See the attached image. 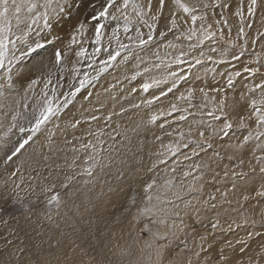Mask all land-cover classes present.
Wrapping results in <instances>:
<instances>
[{
  "label": "rangeland",
  "instance_id": "obj_1",
  "mask_svg": "<svg viewBox=\"0 0 264 264\" xmlns=\"http://www.w3.org/2000/svg\"><path fill=\"white\" fill-rule=\"evenodd\" d=\"M35 2L43 4L44 0H35ZM122 2L123 0H117L118 4ZM135 2L143 4L146 0H135ZM183 2L189 6H195L197 16L206 14L207 19L203 22V27L207 28L208 24H212L211 30L216 32L215 38L199 43L201 21L198 19L193 24L190 15L177 10L172 0H165V6L169 4L174 9L177 27L168 31L173 13L165 10L164 7L160 20L156 22L153 38L146 44L140 45L138 32L142 33L143 38L147 40L148 24L153 23L151 16L155 14L159 6L158 0H152L153 12L144 17L148 24L138 18L131 5L128 7L126 14L130 23L127 32L124 30V17L120 13H116L118 20L101 19L100 23L105 27L101 29L100 44H96L97 22L91 20V17L101 10L106 0H53V7L57 3L66 4L65 12L57 13L53 17V27L45 28L43 21L40 20L35 24L38 28L35 25L32 26L26 42H17L13 51L18 57L29 47L33 51L27 52L23 59L17 60L16 67L12 66L11 87L8 86L7 80L8 67L0 68V209L3 210L0 211V264H44L46 261H50L51 264H146L147 256L152 250L146 248L144 242L150 240L152 236L150 232L143 231L144 225L147 224L153 231H163V225L153 224L152 220H158L163 216V212L159 209L169 207L166 203L157 205V209L153 212L138 215V209L144 206V186L153 178L159 183H162L164 179H172L176 184L183 183L185 188L192 183H195L197 187L203 185L202 190L189 193L184 197V200H191V205L188 207L189 214L183 217L187 227L183 232L178 233L177 237L170 238L171 244L164 253V264H169V261L173 264H177V261L179 264H187L189 259L192 260V264H204L205 259L208 260V264H217L221 249H223V255L229 258L226 264H238V262L249 264L250 261L251 264H264V197L255 195L256 191L264 190L262 189L264 174L259 172V166L256 172H252L248 163L251 160L253 165L256 164L253 154L261 155L264 150V139L258 140L253 137L247 142L243 141L249 129L254 130L256 126L251 107V101L259 100L261 97V89L256 85L264 84V36L259 35L260 32H264V23L261 22L264 19L261 15L264 13V8L258 10L253 27L245 28L246 35L238 37L240 24L238 18L233 15L238 0H183ZM225 2L230 3L232 7L221 9L214 6ZM205 4L209 7L205 8ZM39 10L43 11L42 8ZM114 11V8L109 9V12ZM221 12H224L231 26V35L228 34V29L224 28L223 39L220 38L219 32L221 25L215 24V20L221 19ZM81 23L85 25L83 34L78 31ZM191 28L196 29V35L188 40L183 34H187ZM114 30H116L115 33ZM160 32H166L167 35L160 36ZM73 36L76 37L75 44L71 43ZM37 43L43 47H37ZM121 45L125 47L120 50V55L114 61H110L108 53L114 54ZM191 45L196 46L191 47ZM241 45L244 47L242 48ZM97 48L100 49L99 52L96 51ZM81 49L85 50L84 54L77 55ZM57 50L64 53L60 65H55L54 53ZM44 53L49 57L48 59H42L45 56ZM145 55L152 60L145 58ZM234 56H238L239 59H233ZM177 58L182 62L177 61ZM144 59L148 61L145 62ZM196 59L202 62L196 64ZM102 61H108L107 66ZM33 65H40L42 73L34 72ZM104 67L106 71L100 72V69ZM245 67L259 69V71L254 74L248 73L244 71ZM49 71L52 73V83L45 89L44 78L48 76ZM114 73L119 76H114ZM173 73L175 75H172ZM179 76H184L185 79L178 80L176 88H173L172 92H167L173 80H177ZM165 78L167 83L154 85L147 92L141 88L145 82L150 83L154 79L164 80ZM31 79H38L40 82L29 90L28 85ZM83 79H88L90 83H87L74 98L66 96L67 93L75 91V87ZM229 79L232 80L231 86L228 83ZM102 85L106 87L102 89ZM53 88L56 89L55 93L52 91ZM189 89L193 92L191 99H187ZM201 89L204 91L201 92ZM214 89L223 91L217 92ZM42 90L47 91L48 98L52 100L54 107L62 106L66 99H71L72 103L67 108L61 107L58 116L53 117L43 126L25 149L21 150V153L5 163L7 156L11 155L19 142L30 135L27 131L21 133L19 128L30 127L28 121L31 112L44 98ZM162 91L167 94L160 96ZM88 93L92 95L88 97L89 99H85ZM182 94L186 97L185 99L180 98ZM6 95L8 97L4 99ZM108 96L112 97V101L107 100ZM156 96H160V99H154ZM225 97V106L221 114L218 111L220 100ZM125 100L128 103L123 105ZM148 100H153V103H146ZM91 105L92 107H88ZM109 105H112V113L108 109ZM172 105L176 106L175 111H172ZM87 107L91 110H103V114H107L100 116L102 112L98 114L95 110L89 113L90 110ZM162 112L165 115H161ZM169 112L171 115H167ZM209 113L219 115L220 119H214ZM93 114L101 119L96 121L97 123L85 122L86 118ZM109 114H112L113 123H116L113 126L110 121L105 120ZM67 115L73 116L72 122L81 120L78 128L75 130L70 128L72 117L69 118ZM154 115L158 119L152 123L151 119ZM182 115L186 117L185 120L179 119ZM241 117L244 118L248 128L239 127ZM63 118L66 120H61ZM225 120L233 125L229 136L214 139L213 148L207 149L206 152L200 151L195 144L191 143L186 148L181 147L175 156L168 151L169 145L188 143L186 139L180 140L178 135L180 131L187 134L190 126L195 129L199 124L207 135L211 131L207 127L209 124L212 128L219 130ZM62 125L66 128H62ZM100 126L102 128H99ZM91 127L95 128V130L91 129L92 131L102 129L105 132L102 139L106 149L113 143L108 133L113 135H116V132L120 133L116 135L115 147L111 153L113 156L111 165L103 172L97 169L94 178L79 175L87 166L85 160L89 153L82 150L77 153L72 151V146L75 144L74 147L79 149L81 143L92 139L87 135V130ZM55 131L61 132L55 133ZM69 131L72 133L70 134ZM74 136L75 140L74 138L72 140ZM195 138L198 139V136ZM64 139L72 140V142L66 144ZM77 143L80 144L77 145ZM240 143L244 146L239 151L234 147H228ZM221 145L223 147H218ZM63 147L67 148L66 151L70 150L68 155H62L63 153L60 152ZM193 150L199 152V155H192ZM217 150L220 156L213 154ZM44 153H47V156L43 155ZM232 154H235L237 158L229 160L228 156ZM186 156L190 159H185ZM23 157L26 159L23 160ZM57 158L58 160H55ZM74 158L75 166L69 168L68 165ZM241 158L245 161L243 165L239 164ZM161 160L164 163H160ZM153 164L156 165L155 168L152 167ZM197 164L201 165L199 169L195 167ZM173 168L175 171H172ZM17 169L19 172L13 176L12 173ZM226 171L227 176H225ZM184 172H191V175L185 177ZM233 172L247 174L244 179H241L239 175L235 177L237 184L235 190H231ZM37 173L40 176L37 177ZM118 173H123V177L118 178ZM66 175H72L74 179L68 189H61L60 184L64 182ZM53 180L57 184L55 191L60 193L61 206L59 210L53 207L51 219H48V209L44 203L45 196L40 195V188ZM96 183L101 184L100 190L95 187ZM16 184H19L20 188L13 192ZM109 188L120 191L109 192ZM93 189V197L90 198L94 199L81 194L92 192ZM69 191L72 195L67 194ZM133 191L137 194L136 204L126 213L124 208L129 206L128 197L133 194ZM224 191H228L227 197L221 196ZM101 193L104 195L101 196ZM17 195L25 197L24 203L29 204L31 211L25 212L20 205L12 203ZM211 195H215L216 200H209ZM243 195H249L250 199L243 201ZM76 198H79V202ZM205 200H209L207 205L203 203ZM31 201L35 203H30ZM153 203L155 204V201ZM212 204H215L214 208ZM180 207L183 209L184 204L180 203ZM181 215L183 216V212ZM117 217H119L118 222ZM5 220L7 224H4ZM217 221H219L218 226L213 230L212 224ZM64 222H69L77 231L68 234L60 230ZM79 226L82 230L78 228ZM52 228L56 230L51 233ZM249 233H253L251 238L248 236ZM202 235L208 236L206 242L200 240ZM72 236L76 239H72ZM7 240H11L12 244H7ZM136 240L139 242H134ZM182 241L187 242L190 250H186L177 257L176 253L184 247ZM237 241L246 243L241 244ZM202 243L205 251L201 252L198 258L195 253L200 251ZM209 243L212 244L210 249ZM242 247L245 249L244 252L240 251ZM18 248H24L25 251L19 253L16 251ZM124 250H127L129 254L123 255ZM152 258L155 260L154 252Z\"/></svg>",
  "mask_w": 264,
  "mask_h": 264
},
{
  "label": "snow or ice",
  "instance_id": "obj_2",
  "mask_svg": "<svg viewBox=\"0 0 264 264\" xmlns=\"http://www.w3.org/2000/svg\"><path fill=\"white\" fill-rule=\"evenodd\" d=\"M172 4L175 5L177 10H182L184 13L191 16V21L193 24L199 19L201 21V28H200V37L198 38L199 43H203L204 40H211L215 38L216 32L212 31V24H208L207 28L203 27V22L207 19L206 14H202L200 16H197L196 13V7L195 6H189L188 4L184 3L183 0H172ZM131 5L133 11L136 13L139 19H141L144 23L148 24V21L144 20V17L148 15L149 13L153 12V3L152 0H146V3L138 4L135 2V0H123L122 3H117V0H106V3L103 5L101 10L97 11L95 15L91 17V20L96 21L95 25V33H96V39L95 43L100 44L101 41V29L105 27L104 24L100 23L101 19L108 20L109 18L111 20H118L119 17L116 15V13H120L124 17L125 21V32L128 31V24L130 23L129 17L126 14V10ZM215 7H219L221 9H229L232 7L230 3H217L214 5ZM165 7V0H159V6L155 10V14L151 16V20L153 23L148 24L149 27V33L148 38L145 40L143 38V34L138 32V42L140 45L146 44L149 40L153 38V33L156 31V22L160 20L161 14L163 13V9ZM205 8L209 7V5L205 4ZM43 9V11H40L39 9ZM110 8H114V12H109ZM264 8V0H238V4L235 7V11L233 12V15L238 18L240 27L238 29L237 35L238 37H244L246 35L245 28L251 29L253 27V23L255 22V18L258 15V10ZM66 10V4L65 3H57L55 7H53V0H44L43 4H38L34 2V0H0V68L5 67L6 62L8 67L9 75L7 76L8 80V86H12V77L10 75L12 69L11 65L15 63L17 60L23 59L27 52H32V48L29 47L26 52L22 51L21 55L18 57L13 49L15 48L18 41H26V38L29 37V34L32 30V25H35L38 23V21L42 20L45 28H51L52 25V19L57 13H64ZM264 16V13L261 14ZM13 20H15V25H13ZM262 23H264V19L261 20ZM216 25H221L219 32H220V38H224V28L228 29V34L231 35V26L228 23V19L225 17L224 12H221V19L215 20ZM15 27V31L13 30ZM177 27V21L175 18V13H173L172 19L170 21V27L168 28V31H171L172 29ZM85 30L84 23H81L79 25L78 31L80 34H83ZM116 30H114L115 33ZM19 33V34H17ZM160 36H166V32H160ZM185 35V38L188 40H191L193 35H196V29L191 28L189 29V32ZM260 36H264V32L259 33ZM15 37V39H13ZM76 37L73 36L71 43L75 44ZM253 43H255V40H253ZM244 44H247V41L245 40ZM12 46L11 48L9 46ZM37 47H43V45L37 44ZM171 46V45H169ZM196 45H191V47H195ZM125 46L121 45L120 49H117L115 53L112 52L108 53V59L110 61H114L117 56L120 55V50L123 49ZM243 48L244 45H241ZM84 49H81L77 55H83ZM97 52L100 51L99 48L96 49ZM215 51V49H213ZM64 53L60 50L55 51L54 58H55V65H60L62 61ZM181 55H184L181 53ZM241 55H243V52H241ZM211 59V57H209ZM233 59H239L238 56H234ZM177 61H179V58H177ZM182 62V61H179ZM202 61L200 59H196L195 63L200 64ZM105 66H107L108 61H102ZM32 70L34 72H41L42 73V67L40 65H33ZM106 71V67L101 68L100 72ZM245 72L248 73H256L259 71V69H253V68H247L244 69ZM172 75H175L173 73ZM236 75H240V73H236ZM52 73L49 71V74L47 77L44 78L45 82V89H47V86L52 83L51 80ZM134 78V77H133ZM185 79L184 76H179L177 80H173L171 87L168 88L167 92H172L173 88H176L178 80ZM40 80L38 79H31L30 84L28 85L29 90L35 86L37 83H39ZM87 83H90L88 79H83L79 81V85L75 87V91H71L66 94L68 97H75L78 92H80L81 89L85 87ZM160 83H167V78L164 80H152L150 83L145 82L141 85V88L143 91L147 92L150 88H152L154 85H159ZM229 86L232 85V80L229 79L228 81ZM257 88L261 89V97L259 100H252L251 101V107L253 109V114L255 115V129H249L248 134L243 137V141L247 142L253 137L256 139H264V84L256 85ZM43 91V101L38 104V106L33 108V111L31 113V119L28 121L30 127L25 128L21 126L19 128V131L21 133L28 132L30 135L27 136V138L23 139L21 142H19L18 146H16L12 152L11 155L7 156V161H11L13 157L17 156V154L21 153V150L25 149V146L29 144L30 141L33 140V136L40 132L42 127L45 126L53 117H57L58 114L61 111V107L67 108L69 104L72 103L71 99H66L64 101V104L62 106H53L52 100L48 98V93L46 90ZM53 93H55L56 89H52ZM135 91V89H133ZM204 90L201 89V92ZM214 91L222 92V89H214ZM167 93L161 92L160 96L166 95ZM192 90L189 89L187 99H191L192 97ZM92 93H88V96L85 97L87 99L90 97ZM160 96H156L154 99L158 100L160 99ZM181 99H185L186 97L183 96V94L180 97ZM243 99V97H241ZM225 100H220V107L218 111L223 114L224 106H225ZM148 104H152L153 100L146 101ZM27 107V105H25ZM134 107H138V105H134ZM176 110V106L172 105V111ZM98 111V110H95ZM123 111V109H122ZM161 115H165V113H161ZM167 115H171V112L167 113ZM209 115H213V113H209ZM112 114H109L107 117H105L106 121H111ZM213 118L216 120L220 119L219 115H213ZM15 119V117H13ZM101 118L95 114L91 115L90 117L86 118L87 123H91L92 121H99ZM158 119L157 116H153L151 119L152 123H155V121ZM180 120H185V116H180ZM251 119V117H249ZM81 124V120L77 119L74 122H71L69 126L72 129H76ZM15 127V125H13ZM163 127V125H161ZM208 129H211V131L208 132L206 135L205 130L197 124L196 128L193 129L191 126L189 127L187 134L185 132L180 131L178 133L180 140H187L188 143L185 144H175V145H169L168 151L175 156L176 153L180 150L181 147H188V144H195L197 148L200 149V151L206 152L207 149L213 148V140L217 137L223 139L224 137H228L230 134V131L233 128V125L230 121L225 120L222 124V126L219 128V130H216L212 128V125L207 126ZM239 127L241 129L248 128L249 126L244 123V118L241 117L240 125ZM222 134V135H221ZM87 135L91 137L92 139H89L86 143H81L80 148L77 149L73 147L72 151L75 153L77 151H84L89 153L85 160V164L87 165L82 172L79 173V175H84L88 177L94 178L97 169H99L100 172H103L104 169L111 165L113 161L112 151L115 147V141H116V135H120L119 132H116V135H113L112 133H108L109 139L113 141L112 144L108 145L107 149L104 147V140L102 137L105 135V132L101 129L98 131H92L91 128L87 130ZM167 135H172V133H167ZM198 136V139L195 137ZM159 139V137H157ZM65 143H71V141L65 140ZM243 143H240L238 145H229V148H236L237 151L243 148ZM218 147H223L218 146ZM257 147H261L260 145H257ZM215 156H220V152L217 150L213 153ZM192 155H199V152L193 150ZM237 157L235 154L229 155L228 159L233 160ZM47 159V157H45ZM185 159H190V157H185ZM253 159L256 161V164L253 165L251 160L248 162L250 169L252 172H256L257 166H259V172L261 174H264V150H262L261 155L256 156L253 154ZM160 163H164L163 160L160 161ZM245 163L244 159H239V164L243 165ZM75 166V158L73 159V162L68 165L69 168H72ZM153 168L156 167L155 164L152 165ZM197 169L201 167V165L197 164L195 165ZM207 167V165H205ZM172 171H175V168L172 169ZM19 172V169H17L15 172L12 173L13 176L16 175V173ZM51 175V174H50ZM191 175V172H184V176L188 177ZM228 175V172H225V176ZM239 177L241 179H244L246 177V173H232V176L234 177L233 183H232V189L235 190L237 188V184L235 181V177ZM39 176V173H37V177ZM123 173H118V178H122ZM45 179H48L45 177ZM74 177L72 175H66L64 178V182L60 184L61 189H68L70 183ZM21 182H23V177H21ZM85 183H88V181H85ZM20 188L19 184H16L13 188V192H16L17 189ZM57 188L56 182L53 180L50 183L43 184L40 188V195L45 196V207L48 209V219H51V213L52 208L55 207L57 210H59L61 206V197L60 193L58 191H55ZM203 185H200L197 187L195 183L189 184L187 188L183 185V183L176 184L172 179H164L162 183H159L157 179L153 178L149 183H147L144 186L143 193L145 197L144 206L140 209H138V215L139 214H148L153 212L157 209V205L161 204H167L169 207H165L162 209H159L163 212V216H161L158 220L153 219V224H160L163 225L164 230H156L153 231L149 228L147 224L144 225L143 231H147L151 233L152 238L150 240H147L144 242L145 247L152 250L149 252L147 256V262L146 264H164V253L168 249L169 245L171 244V237H177L178 233L183 232L184 228L187 227V224L184 222V216H187L188 213V207L191 205V200H184V197L188 195L189 193H194L197 191L202 190ZM262 189H264V186H262ZM119 189H113L109 188V192H118ZM130 191H132L130 189ZM219 191V189L217 190ZM51 193V195H49ZM68 195H72V192H68ZM104 195V193H101V196ZM228 191H224L221 193L222 197H227ZM256 197H264V190L256 191L255 193ZM243 201H248L250 199L249 195H243L242 197ZM25 197L15 196L12 200L13 204L20 205L21 208L24 209L25 212L31 211L29 204L24 203ZM137 200V194L133 191V194L128 197V207L124 208V212H129L131 206H134L136 204ZM209 200L214 201L216 200L215 195H211L209 197ZM209 200H205L203 203L207 205L209 203ZM155 201V204L153 203ZM179 201V203H178ZM30 203H35V201H31ZM180 203L184 204V208L182 209L180 207ZM213 208L215 207V204L211 205ZM0 211H3L0 209ZM183 212V216L181 213ZM174 219H171L173 218ZM135 218V217H134ZM119 221V217H117V222ZM7 220L4 221V224H7ZM219 221L212 224V229L215 230L218 226ZM255 223V222H253ZM249 238L253 236V233L248 234ZM200 240L202 242H206L208 240L207 235H202L200 237ZM138 243L139 241H134ZM7 244H12L11 240L6 241ZM184 244V247L179 249V251L176 253V256H180L182 253H184L188 249V245L186 241H182ZM237 243L244 244L245 241H237ZM229 246H231L229 244ZM212 247V244H208V248L210 249ZM244 248L242 247L240 249L241 252H244ZM19 253H23L25 251L24 248H18L16 250ZM143 251V249H141ZM205 251V248L203 246V243L200 246V251H197L195 255L199 258L201 252ZM153 252L155 254V260H153L152 255ZM123 255H128V251L124 250L122 252ZM15 255V253H13ZM19 259V257H17ZM175 259V258H174ZM228 257L223 255V249H221V255L219 257V261L217 264H226L228 261ZM44 264H51L50 261L44 262ZM169 264H173L172 261H169ZM177 264L179 262L177 261ZM187 264H192V260L189 259L187 261ZM204 264H208V260L205 259ZM238 264H242V262H238ZM251 264V261L249 262Z\"/></svg>",
  "mask_w": 264,
  "mask_h": 264
},
{
  "label": "bare ground",
  "instance_id": "obj_3",
  "mask_svg": "<svg viewBox=\"0 0 264 264\" xmlns=\"http://www.w3.org/2000/svg\"><path fill=\"white\" fill-rule=\"evenodd\" d=\"M95 1H96V0H95ZM158 1H159V0H158ZM34 2H35V0H34ZM155 4H156V3H155ZM157 4H158V2H157ZM54 7H55V6H54ZM67 7H68V6H67ZM69 8H70V6H69ZM155 8H156V6H155ZM153 9H154V8H153ZM67 10H68V8H67ZM165 10H167L168 12H171V13L174 12L173 7H172L171 5H169V4H166V6H165ZM165 12H166V11H165ZM13 25H15V20H13ZM32 26H33V25H32ZM35 26H36V25H35ZM35 26H34V27H35ZM36 27H37V26H36ZM36 27H35V28H36ZM37 28H38V27H37ZM14 29H15V27H14ZM14 29H13V30H14ZM36 30H37V33H39V30H38V29H36ZM61 30H62V29H61ZM31 31H32V30H31ZM17 34H18V33H17ZM34 34H35V33H34ZM37 35H38V34H37ZM52 36H53V35H52ZM33 38H34V37H33ZM53 38H54V37H53ZM26 40H27V39H26ZM28 41H29V39H28ZM31 41H32V40H31ZM35 41H36V40H35ZM56 41L58 42V40H56ZM25 42H26V41H25ZM40 42H41V41H40ZM57 42H56V43H57ZM30 43H32V42H30ZM58 43H59V42H58ZM33 44H35V42H33ZM37 44H38V43H37ZM46 49L48 50V49H49V46H48ZM45 51H46V50H45ZM149 51H150V50H149ZM48 52H49V51H48ZM147 53H148V52H147ZM46 54H47V52H46ZM46 54L44 53L45 56L43 55V56H44V57L42 58L43 60L49 58V57H47ZM138 55H139V54H138ZM142 55H143V54H142ZM135 56H137V55H135ZM135 56L133 57L134 59L136 58ZM145 56H146V55H145ZM139 57H140V56H139ZM131 58H132V57H131ZM131 58H130V59H131ZM133 58H132V59H133ZM137 58H138V56H137ZM145 58H148V57L146 56ZM148 59H151V60H152V58H150V57H149ZM139 60L141 61V59H139ZM139 60H138V61H139ZM144 60H145V62L148 61V60H146V59H144ZM30 61H32V59H30ZM131 61H132V60H131ZM131 61H130V62H131ZM133 62H134V60H133ZM142 62H144V61H142ZM145 62H144V63H145ZM137 63H138V62L136 61V64H137ZM141 64H143V63H141ZM17 65H18L17 62H15V63H13L10 67L13 68L12 66L16 67ZM139 65H140V64H139ZM146 65H147V64H146ZM5 66H6V67H9V66L7 65V62H6V65H5ZM140 66H141V65H140ZM142 66H143V65H142ZM144 66H145V65H144ZM4 68H5V67H4ZM136 68H137V67H136ZM142 71H143V70H142ZM145 72H146V71H145ZM127 73H128V72H127ZM120 74H121V73H120ZM115 75H118V74L114 73V76H115ZM112 76H113V75H112ZM112 76H111V77H112ZM118 76H119V75H118ZM120 77H121V76H120ZM151 77H152V76H151ZM108 79H109V78H108ZM116 79H118V78H116ZM126 79H127V78H126ZM119 80H121V79L119 78ZM113 82H115V81L113 80ZM117 85H118V84H117ZM101 87H102V89H103V88L106 87V86H103V85H102ZM119 88H120V87H119ZM123 92H125V91H123ZM92 93H93V92H92ZM121 93H122V92H121ZM125 93H126V92H125ZM7 97H8V96L6 95V96L4 97V99H7ZM124 97H125V96H124ZM111 98H112L111 96H108V97H107V100L112 101ZM125 98H126V97H125ZM29 99H31V97H30ZM88 99H89V98H88ZM117 100L119 101V99H117ZM126 100H127V99H126ZM126 100H125V102L123 103V105H124L125 103H128V102H126ZM118 101H117V102H118ZM81 102H82V101H81ZM83 102L88 103V102H86V101H83ZM93 102H94V100H93ZM160 102H161V101H160ZM162 102H163V101H162ZM119 103H121V102L119 101ZM121 104H122V103H121ZM86 106H87V105H86ZM125 106H126V105H125ZM88 107H92V105H91V106H88ZM88 107H87V108H88ZM109 107H110V108H108V109H109L110 113H112V105H109ZM82 108H83V107H82ZM85 108H86V107H85ZM126 108H127V106H126ZM88 109H89V108H88ZM101 109H102V108H101ZM114 109H115V108H114ZM121 109H122V108H121ZM85 110H86V109H85ZM89 110H90V111H88V110H87V111L90 113V112H92V111L95 110V109L91 110V108H90ZM106 110H107V109H106ZM115 110H118V109L116 108ZM76 111H77V110H76ZM80 111H81V110H80ZM82 111H83V109H82ZM100 111H101V110H100ZM100 111H96V112H98V114H99ZM102 111H103V110H102ZM102 111H101V112H102ZM109 111H107V112L109 113ZM88 112H87V114H88ZM96 112H94V113H96ZM104 112H105V110H104ZM116 112H117V111H116ZM143 112H144V111H143ZM31 113H32V112H31ZM82 113H83V112H82ZM83 114H84V113H83ZM104 114L106 115L107 113H104ZM104 114H103V112H102V113L100 114V116H101V115H104ZM140 114L143 115V113H140ZM4 115H5V114H4ZM6 115H7V114H6ZM145 115H146V114H145ZM1 116H2V115H1ZM67 116H69V118L72 117V118H70L71 121L69 120L70 122H72L73 116H71V115H67ZM5 117H6V116H5ZM77 117H78V115H77ZM111 117H113V116H111ZM134 117H137V116H134ZM3 118H4V116H3ZM69 118H67V119H69ZM81 118H82V117H81ZM30 119H31V116H30ZM112 119H114V118H111L110 123H111V125L113 126V124H116V123H115V122L113 123L114 120H112ZM115 119H116V118H115ZM61 120H66V118H63V119H61ZM122 120H123V119H122ZM135 121H136V120H135ZM95 122H96V121H95ZM117 122H118V120H117ZM96 123H97V122H96ZM96 123H95V124H96ZM98 123H99V122H98ZM100 123H101V122H100ZM118 123H119V122H118ZM132 123H133V122H132ZM132 123H130V124H132ZM58 125L60 126L59 123H58ZM83 125H84V124H83ZM92 125H94V124H92ZM59 126H57V127H59ZM62 126H63V127H62ZM62 126H61L62 128H66L64 125H62ZM101 126H102V125H101ZM101 126H100L99 128H102ZM131 126H132V125H131ZM135 126H136V125H135ZM78 127H79V126H78ZM78 127H77V128H78ZM70 128H71V127H70ZM56 129H57V128H56ZM59 129H60V128H58V130H59ZM67 129H69V126H67ZM91 129H94V130H95V128H92V127H91ZM107 129H108V128H107ZM107 129H106V130H107ZM111 129H112V128H111ZM153 129H154V128H153ZM108 130H109V129H108ZM78 131H79V129H78ZM109 131H110V130H109ZM58 132H61V131H58ZM58 132L55 131V133H58ZM107 132H108V131H107ZM69 133L71 134L72 131H69ZM156 133H157V132H156ZM77 135H78V134H77ZM56 137H58V136H56ZM58 138H59V137H58ZM73 138H74V140H75V136L72 137V140H73ZM56 139H57V138H56ZM68 139H69V138H68ZM83 139H84V138H83ZM58 140H59V139H58ZM60 140H61V139H60ZM64 140H65V139H64ZM72 140H71V142H72ZM76 140H77V139H76ZM86 140H87V139H86ZM126 140H127V139H126ZM135 140H136V139H135ZM20 142H21V141H20ZM59 142H60V141H59ZM77 142H78V141H77ZM149 142H150V141H149ZM38 143H39L40 145H42L41 142H38ZM73 143H74V141H73ZM116 143H118V142H116ZM39 144H38V145H39ZM79 144H80V143H79ZM79 144L77 143V145H79ZM47 145H49V144H47ZM70 145L72 146V144H70ZM73 145H74V144H73ZM75 145H76V144H75ZM75 145H74V146H75ZM143 145H144V143H143ZM145 145H146V144H145ZM44 146H45V145H44ZM44 146H43V147H44ZM61 146H62V145H61ZM74 146H72V148H73ZM40 147H41V146H40ZM145 147H146V146H145ZM35 148H36V147H35ZM67 148H68V146H67ZM67 148H66V149H67ZM141 148H142V147H141ZM33 149H34V148H33ZM33 149H31V150H33ZM37 149L39 150V147H38ZM37 149H35V150H33V151H36ZM41 149H44V148H41ZM53 149H54V148H53ZM66 149H65L64 147H63L62 149H60V152L63 153L62 155H65V154L69 153L70 150L66 151ZM68 149H69V148H68ZM154 149H155V148H154ZM44 150H45V149H44ZM46 150H47V149H46ZM122 150H123V149H122ZM149 150H150V149H149ZM41 151H42V150H41ZM49 151H50V150H49ZM54 151H55V150H54ZM56 151H57V150H56ZM42 152H44V151H42ZM42 152H41V153L38 152V153L42 154ZM35 153H37V152H35ZM51 153H52V151H51ZM76 153H77V152H76ZM40 154H39V155H40ZM46 154H47V153H46ZM46 154L44 153L43 155H46ZM73 154H74V153H73ZM73 154H69V155H73ZM122 154H123V153H122ZM37 155H38V154H37ZM52 155H53V154H52ZM62 155H61V156H62ZM67 155H68V154H67ZM81 155H83L82 152H81ZM25 156H26V155H25ZM46 156H47V155H46ZM131 156H132V155H131ZM159 156H160V155H159ZM53 157H55V156H53ZM53 157H52V158H53ZM56 157H57V156H56ZM59 157H60V156H59ZM65 157H67V156H65ZM68 158H69V157H68ZM24 159H26V158L23 157V160H24ZM28 159L30 160V158H28ZM50 159H51V158H50ZM64 159H65V158H64ZM69 159H71V158H69ZM23 160H22V161H23ZM55 160H58V158L55 159ZM81 160H82V159H81ZM25 161H26V160H25ZM37 161H38V160H37ZM51 161H52V160H51ZM31 162H32V161H31ZM31 162H30V163H31ZM48 162H49V160H48ZM68 162H72V161H68ZM38 163H39V161H38ZM38 163H36V164H38ZM63 163H64V162H63ZM66 163H67V162H66ZM80 163H81V162H80ZM82 163H83V162H82ZM24 164H25V162H24ZM27 164H28V163H26V165H27ZM33 164H34V163H33ZM54 165H56V163H54ZM62 165H63V164H62ZM51 166H52V165H51ZM59 166H60V165H59ZM30 167H31V166H30ZM30 167H29V168H30ZM57 167H58V166H57ZM65 168H66V167H65ZM53 169H54V168H53ZM66 169H67V168H66ZM40 170H41V169H40ZM45 170H46V169H45ZM51 170H52V169H51ZM47 171H48V170H47ZM47 171H46L45 173H47ZM48 172H49V171H48ZM58 173H60V172H58ZM60 174H61V173H60ZM56 175H57V174H56ZM103 175H105V174H103ZM109 175H110V174H109ZM109 175H108V176H109ZM39 176H40V175H39ZM102 177H103V176H102ZM112 177L114 178V176H112ZM115 178H116V177H115ZM105 183H106V182H105ZM94 185H95V187H96L98 190H100V187H101V184H100V183H96V184H94ZM102 186H103V185H102ZM102 189H103V188H102ZM81 192H82V191H81ZM81 192H80V193H81ZM93 192H94V189L92 190V192H84V193H81V194H84V195H86V197H89V198H90V197L93 195ZM79 195H80V194H79ZM82 196H83V195H82ZM82 196H81V197H82ZM81 197H80V198H81ZM92 197H93V196H92ZM72 198H73V197H72ZM89 198H87V200H88ZM74 199H75V198H74ZM90 199H94V198H90ZM76 200L79 202V198H76ZM92 201H93V200H92ZM90 203H91V202H90ZM73 204H74V203H73ZM74 206H75V204H74ZM76 206H77V205H76ZM92 206H93V205H92ZM85 211L90 212L89 210H85ZM90 214H91V213H90ZM100 215H101V214H100ZM82 227H83V226H82ZM78 228H80V229L82 230V228H81L80 226H79ZM54 230H56V228H52V229L50 230L51 233H52ZM60 230H62L63 232L65 231V232L68 233V234H71V233L77 231V230L74 228V226L70 225L69 222H67V223L64 222L63 225L61 226ZM83 230H84V228H83ZM83 233H84V232H83ZM74 236H75V235H74ZM74 236H72V239L76 237V236H75V237H74ZM78 237H79V236H77V239H79ZM68 238H69V237H68ZM69 239H70V238H69ZM69 239H68V240H69ZM75 239H76V238H75ZM68 240H67V241H68ZM69 242H70V240H69ZM61 252H62V251H61ZM54 253H56V252L54 251ZM56 255H57V253H56ZM72 264H74V263H72Z\"/></svg>",
  "mask_w": 264,
  "mask_h": 264
}]
</instances>
